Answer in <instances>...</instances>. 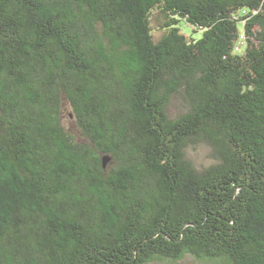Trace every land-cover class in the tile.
<instances>
[{
	"label": "trees",
	"instance_id": "16d2710c",
	"mask_svg": "<svg viewBox=\"0 0 264 264\" xmlns=\"http://www.w3.org/2000/svg\"><path fill=\"white\" fill-rule=\"evenodd\" d=\"M186 257L264 264V0H0V264Z\"/></svg>",
	"mask_w": 264,
	"mask_h": 264
},
{
	"label": "rangeland",
	"instance_id": "374dc122",
	"mask_svg": "<svg viewBox=\"0 0 264 264\" xmlns=\"http://www.w3.org/2000/svg\"><path fill=\"white\" fill-rule=\"evenodd\" d=\"M186 106L187 105L183 97L181 95L176 96L175 98H173L170 104L169 113L172 117H176L186 111ZM71 115H73V111L70 109L69 106H66L64 109V119H63V123L66 130L78 141L86 142L81 129L78 127L75 121V117ZM188 157L192 161V163L200 170L210 166L215 161L211 148L205 144H198L190 148L188 150ZM107 165L110 166L111 162L109 161ZM152 264H164V263H152ZM177 264H214V263H207V262L205 263L203 261L196 260L192 257H186L184 260L178 262Z\"/></svg>",
	"mask_w": 264,
	"mask_h": 264
},
{
	"label": "water",
	"instance_id": "95a60500",
	"mask_svg": "<svg viewBox=\"0 0 264 264\" xmlns=\"http://www.w3.org/2000/svg\"><path fill=\"white\" fill-rule=\"evenodd\" d=\"M110 161V157L109 156H105L104 159H103V165L104 167L107 166V163Z\"/></svg>",
	"mask_w": 264,
	"mask_h": 264
}]
</instances>
